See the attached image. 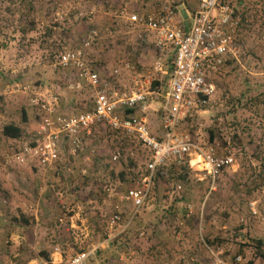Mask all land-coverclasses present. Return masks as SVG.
I'll list each match as a JSON object with an SVG mask.
<instances>
[{"label":"rangeland","instance_id":"374dc122","mask_svg":"<svg viewBox=\"0 0 264 264\" xmlns=\"http://www.w3.org/2000/svg\"><path fill=\"white\" fill-rule=\"evenodd\" d=\"M170 2L196 8L195 0H36L23 13L26 0H0V264H64L83 252L96 253L86 264H264V247L255 244L264 240V0H227L240 19V53L215 81L208 105L180 128L203 149L216 142L233 152L234 165L215 184L202 164L181 172L171 161L157 170L149 200L131 220L132 206L107 198L104 188L126 194L148 175L151 154L136 137L99 128L76 157L65 152L74 170L68 178L17 159L40 122L35 92L58 96L63 113L92 110L94 90L54 64L95 29L86 61L112 92L142 87L149 126L159 131L173 52L157 50L154 34L129 16ZM158 61L168 74L155 70ZM7 125L21 137L7 138ZM116 213L120 234L108 224ZM56 248L61 262L50 256Z\"/></svg>","mask_w":264,"mask_h":264},{"label":"built area","instance_id":"2783aa9c","mask_svg":"<svg viewBox=\"0 0 264 264\" xmlns=\"http://www.w3.org/2000/svg\"><path fill=\"white\" fill-rule=\"evenodd\" d=\"M196 2V8L187 12L186 20L171 4L173 2L163 4L155 11L129 16L132 24L154 34L158 50L170 48L175 52L174 71L161 106L160 137L155 136L149 126L147 114L151 106L143 88L134 92H112L95 67L86 61L85 51L98 37L95 29L84 36L79 49L60 52L54 64L55 69L73 72L81 84L94 90L93 109L63 113L58 96L49 94L43 99V94L35 92L32 104L39 108L40 122L30 142L20 148L17 159L34 162L43 170L57 171L58 176L68 178L74 170L65 152L72 158L83 152L84 139L92 136L95 127H107L136 137L151 154L149 174L126 194L115 193L107 186L104 188L107 198L118 197L121 202L132 206L131 220L149 200L157 170L171 161L177 164L187 161L191 167L194 157L200 159L203 171L215 184L234 165L233 152L228 148L220 151L216 142L203 149L193 136L180 128L208 105L216 92L215 81L227 65L226 61L238 58L240 19L235 10L221 0ZM163 67L160 62L155 64L157 72H162ZM117 159L118 155H115L114 160ZM79 172L81 176L87 174L84 168ZM121 220L120 214L116 213L108 222L114 233L123 231L115 228ZM92 254H76L64 264H86Z\"/></svg>","mask_w":264,"mask_h":264},{"label":"trees","instance_id":"16d2710c","mask_svg":"<svg viewBox=\"0 0 264 264\" xmlns=\"http://www.w3.org/2000/svg\"><path fill=\"white\" fill-rule=\"evenodd\" d=\"M26 1L28 2V4L25 5V6H23V8H24V10H22L23 13L28 12V10L32 9V8H33V3H34V1H36V0H26ZM244 1H245V2H244ZM248 1H250V0H240V2H239V6H240L242 3H246V2H248ZM251 1H252V0H251ZM260 1H261V0H260ZM221 2H222L223 4H227V5L231 6V5L227 2V0H221ZM233 62H234V59H228V60L226 61V64H227V65H230V64H233ZM131 113H132V112H129V114H131ZM101 127H102V126H97V127H95V128L93 129V134H92L93 137H94V135H95L97 132H99L98 129L101 128ZM113 132H114L116 135H121V134H122V132H116V131H113ZM3 134H4L7 138H10V139H18V138L21 137L22 130H21L20 128L14 126V125H7V126H5L4 129H3ZM210 139H211V141H215V130H211V132H210ZM171 166H173V167H172L173 171L181 170V172H183V171L187 172L188 169H189V167H190L187 161L184 162V163H182V164H177L176 162H173ZM161 168H162V167H161ZM148 174H149V171H148ZM155 176H156V175H155ZM155 176H154V180H155ZM61 218H62V217H61ZM61 218H59V221H60ZM60 222H61V221H60ZM255 244H256V249H257V251H260V250L264 247V240H255ZM97 252H98V251H97ZM258 253H259L260 257L264 259V254H261L260 252H258ZM40 254H41V256L45 257V259H46L47 262L50 263V257H49V253H48V252H41ZM93 255H96V253H94ZM97 255H98V254H97ZM248 264H253V263H252V262H249Z\"/></svg>","mask_w":264,"mask_h":264},{"label":"crops","instance_id":"0c3cea01","mask_svg":"<svg viewBox=\"0 0 264 264\" xmlns=\"http://www.w3.org/2000/svg\"><path fill=\"white\" fill-rule=\"evenodd\" d=\"M195 4H196V6H197V2H196V0H195ZM195 6V7H196ZM194 10V9H193ZM189 10H187L186 8H182L181 10H180V12H181V14H182V12H185V14L183 15L182 14V16H183V18H184V20H186L187 19V17H188V15H187V12H188ZM192 11V10H191ZM155 48L157 49V46H156V43H155ZM158 50V49H157ZM166 50H168V52L169 51H172L173 53H172V57H173V59H172V64H173V71H174V55H175V52H174V50L173 49H170V48H167ZM141 61V60H140ZM142 62V61H141ZM158 62H160V61H158ZM164 66V65H163ZM173 71H172V73H173ZM162 73L163 74H168V72L167 71H165V70H163L162 71ZM172 75V74H171ZM171 75H170V78H171ZM169 83H170V81H169ZM93 109V108H92ZM152 132H153V134L155 135V136H157V137H160L161 136V126H160V129H159V131L157 130V131H154V130H152ZM48 212V211H47ZM46 213V212H45ZM76 216V215H75ZM36 224L38 225V224H40L39 222H41L42 221V218L40 217V218H37L36 217ZM71 221H72V218H71ZM66 224V220L63 222V224ZM68 225V224H67ZM56 252L54 253L53 252V254H51L50 256L51 257H54L56 260H58V261H63V255H62V253L59 251V249L58 248H56ZM72 252V250L71 249H69V251L68 252ZM60 259V260H59Z\"/></svg>","mask_w":264,"mask_h":264},{"label":"bare ground","instance_id":"6f19581e","mask_svg":"<svg viewBox=\"0 0 264 264\" xmlns=\"http://www.w3.org/2000/svg\"><path fill=\"white\" fill-rule=\"evenodd\" d=\"M193 162H197L199 164L201 162V160L200 159H197V160H194ZM193 162H192V164H193Z\"/></svg>","mask_w":264,"mask_h":264},{"label":"water","instance_id":"95a60500","mask_svg":"<svg viewBox=\"0 0 264 264\" xmlns=\"http://www.w3.org/2000/svg\"><path fill=\"white\" fill-rule=\"evenodd\" d=\"M182 14L184 15V14H185V12H182Z\"/></svg>","mask_w":264,"mask_h":264}]
</instances>
